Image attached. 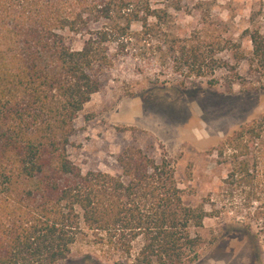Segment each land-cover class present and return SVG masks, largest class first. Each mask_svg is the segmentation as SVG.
<instances>
[{
  "label": "trees",
  "instance_id": "trees-1",
  "mask_svg": "<svg viewBox=\"0 0 264 264\" xmlns=\"http://www.w3.org/2000/svg\"><path fill=\"white\" fill-rule=\"evenodd\" d=\"M180 2L0 0V264H55L75 246L114 264H190L204 219L227 211L264 252V112L211 148L227 167L220 205L210 194L185 203L164 154L125 148L118 174L69 157L74 121L118 57L181 87L204 78L230 90L242 63L264 72V15L236 38L222 23L180 29Z\"/></svg>",
  "mask_w": 264,
  "mask_h": 264
},
{
  "label": "rangeland",
  "instance_id": "rangeland-1",
  "mask_svg": "<svg viewBox=\"0 0 264 264\" xmlns=\"http://www.w3.org/2000/svg\"><path fill=\"white\" fill-rule=\"evenodd\" d=\"M180 6V29L211 30L222 23L236 38L250 25L251 13L257 12L259 25L264 15V0H181ZM243 45L249 48L246 39ZM240 74L243 79L234 81L230 90L219 83L209 85L204 78L181 87L172 73L162 74L153 65L139 71L133 60L118 57L74 121L69 157L83 172L118 174L117 157L125 148L164 154L173 161L185 203L197 205L210 194L220 205V179L227 167L217 163L211 148L264 112V72H249L242 63ZM242 220L230 211L206 217L199 257L190 264H264L254 229ZM86 253L75 246L55 264H114Z\"/></svg>",
  "mask_w": 264,
  "mask_h": 264
}]
</instances>
